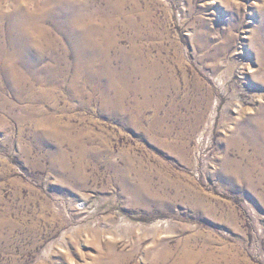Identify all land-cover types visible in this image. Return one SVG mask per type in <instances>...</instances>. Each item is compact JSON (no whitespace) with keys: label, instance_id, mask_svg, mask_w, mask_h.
<instances>
[{"label":"rangeland","instance_id":"obj_1","mask_svg":"<svg viewBox=\"0 0 264 264\" xmlns=\"http://www.w3.org/2000/svg\"><path fill=\"white\" fill-rule=\"evenodd\" d=\"M120 1L111 68L140 72L116 78L119 94L104 95L100 62L71 55L58 76L41 72L47 59L24 61V88L0 70V264H94L115 242L135 250L123 264L146 263L145 249L186 237L212 264H264V142L245 135L264 113V0ZM5 27L0 52L17 42Z\"/></svg>","mask_w":264,"mask_h":264},{"label":"bare ground","instance_id":"obj_2","mask_svg":"<svg viewBox=\"0 0 264 264\" xmlns=\"http://www.w3.org/2000/svg\"><path fill=\"white\" fill-rule=\"evenodd\" d=\"M12 1L13 2L10 6L11 8L9 12H5L0 7V20H6L5 33L3 35H9V37L14 35L17 38V42H14V40L11 42L7 40L9 41V43H7L9 47L6 46L5 49H2L0 52V70L4 74V81L7 86L9 83H12L13 87L24 88L26 85L24 78L25 76L31 74L30 68L22 67L21 64L25 62L39 63L44 59H47L48 65L45 66L41 72L51 76H58L61 74V71L55 69L53 64H60L62 61H66L70 55L80 66H83L81 65L82 63L90 62L92 68L96 62H100L99 66L102 67L104 71L108 72V75H106L104 95H107L108 91L115 95L119 94L120 88L116 89L117 77H119V81L127 83L131 77L140 72L138 66H135L136 63H140L137 61L134 62V65L125 63L126 69L129 72V79L126 70H123L122 73H117L116 70L111 68V62L115 59V57L118 60L122 55V48H119L115 51V57L111 58L108 56L109 48L117 45L114 33L115 29L118 28L119 9L121 6L120 0H100L103 2L104 10H94L93 8H88L86 4L92 0H29L34 3L32 10H29V8L23 3L27 0ZM60 10L65 11V20L56 21V19L58 20L57 17L61 14ZM145 13L146 12H144V14ZM90 17L98 19L99 22L95 23ZM127 20L132 21L130 17H128ZM45 22H49L54 31L61 32L65 35V38H68L64 41L66 42V45H64V43L62 44L59 37L57 39H50V37L48 40L49 33L43 30L42 26ZM138 25L139 29L135 31L136 36L141 34V27L144 23L139 22ZM260 27H262V25H260ZM103 29L104 32L102 31ZM60 44L62 45L60 46ZM132 44L133 43H131V45ZM63 45L69 49V52L63 54L57 53L56 49L58 47L59 49H64ZM259 45L264 50V36L262 37ZM46 48L51 49L52 52L50 54L46 53ZM133 53L137 54V50H134ZM143 61L144 60H142V62ZM249 71L253 73L255 70L250 68ZM141 73L147 77L149 72L141 71ZM87 74L93 76L90 73ZM101 81V85L103 86L105 82L100 79V82ZM130 89L131 90L128 91L138 90L137 88H134V86H131ZM31 94H33V90L31 91ZM2 95L0 93V97ZM17 97L19 98V96ZM107 97H109V94ZM3 102L6 103L4 96ZM3 107H6V105L4 104ZM251 119L252 120L249 121V127L251 129H248V133H245V135L251 136L255 142H258V144L260 142H264V113H262L259 118ZM66 127L69 128V125H66ZM81 132L80 134H82ZM35 136L40 139L38 134ZM58 139L59 144L66 141V139L62 137H59ZM69 144L73 145L76 155H79L84 149V143H82L78 137L71 140ZM243 171L248 177H251V169H249V167L244 168ZM257 180L259 183L261 180H264V174H260ZM92 232L96 238L98 229L92 228ZM115 243L106 245L107 251L104 256H100L99 254L101 253V250H98L97 257L93 260L94 264H123L125 261L132 260L135 250H129L126 252H122V250L118 251V253V248L116 249L117 245ZM133 245L134 247H137L136 244ZM162 245V247L159 246L160 248L155 246L152 249H145L144 259L142 257L141 262L148 259L146 263H137L133 261L132 264H212L201 254L199 250H195L196 247L190 243V238L188 237L178 240L175 245V250H172L173 248H171L168 244Z\"/></svg>","mask_w":264,"mask_h":264}]
</instances>
